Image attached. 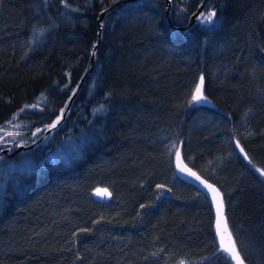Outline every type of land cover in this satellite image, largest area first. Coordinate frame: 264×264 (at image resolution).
I'll return each mask as SVG.
<instances>
[{
    "label": "trees",
    "instance_id": "1",
    "mask_svg": "<svg viewBox=\"0 0 264 264\" xmlns=\"http://www.w3.org/2000/svg\"><path fill=\"white\" fill-rule=\"evenodd\" d=\"M204 1L0 0V127L60 118L0 156V264H234L179 149L264 264V0Z\"/></svg>",
    "mask_w": 264,
    "mask_h": 264
},
{
    "label": "water",
    "instance_id": "2",
    "mask_svg": "<svg viewBox=\"0 0 264 264\" xmlns=\"http://www.w3.org/2000/svg\"><path fill=\"white\" fill-rule=\"evenodd\" d=\"M207 1L208 0H205L203 2V4L197 9V11L192 15L191 22H190L189 26L193 25L196 22L198 16L203 12ZM167 3H168V14H170L171 7H172V0H167ZM103 16H104V13L102 14L101 18L99 19V24H100V27H101L100 28V37H99L98 44L95 46V48L93 50V53H95V54L92 53V57H91L92 67H91L90 71H93V69L95 67V64H96V52H97L99 43L101 42V30H102V19H103ZM186 28H188V26L181 27V29H186ZM203 94H204V82H203ZM204 96H205V94H204ZM199 104H201V105H209L210 101L207 99L206 101H200ZM69 106H70V104H69ZM69 106H68V108H69ZM33 146H34V144H29V145L22 144V145L17 146L13 150H11L10 148H5V149L0 151V156H2L4 154H7L9 157H14L15 155L19 154L21 151L26 150L28 148H32ZM182 169L190 170L192 173H195L196 176H199L200 179L199 180L196 179V176H192V175L189 174V171L182 170ZM175 170H176L177 175L182 180H184V181L190 183L191 185L197 187L208 198L209 202L211 203V205L213 207L214 213H215L216 236H217L218 243H219L220 247L222 248V245H221V242H220L221 241V236L218 234L217 228H216L217 208H216V201L213 198L214 194L208 187L205 186V183H202V181L206 182L208 185H212L214 188L219 190V192H220V194L222 195V198H223V215H224V217H225V219L227 221L228 229L231 232L232 239L236 243L235 237H234V235H233V233L231 231V228H230V225H229V222H228V218H227V214H226V202H225V197H224L223 191L215 183H213L212 181H210L207 178H205L196 169H194L192 166H190L185 161L181 149H179L177 151L176 156H175ZM224 239H225V242H227V233L224 234ZM236 246H237L238 251L240 252L237 243H236ZM240 255L244 259V257L242 256L241 252H240ZM244 261H245V259H244ZM233 263L235 264V261H233ZM245 264H247L246 261H245Z\"/></svg>",
    "mask_w": 264,
    "mask_h": 264
},
{
    "label": "rangeland",
    "instance_id": "3",
    "mask_svg": "<svg viewBox=\"0 0 264 264\" xmlns=\"http://www.w3.org/2000/svg\"><path fill=\"white\" fill-rule=\"evenodd\" d=\"M214 11L212 9H208L204 13L207 15L209 12ZM214 20V18H213ZM201 22V20L199 19ZM202 23V22H201ZM203 23H211V22H203ZM48 98L45 94L39 95L34 103L27 107L26 109H34V107L38 108L48 103ZM23 112V111H22ZM39 129V131H38ZM51 128L43 125H37V121L31 119H24L22 114L18 113L15 117H13L9 122L5 123L0 127V151L5 148L15 149L17 146L26 144L30 142L32 139H36L39 135H43L44 133L49 134ZM44 132V133H43ZM165 191V189H162ZM109 191L107 190H97L95 195L102 200H106L110 198ZM177 264H188L185 261H181Z\"/></svg>",
    "mask_w": 264,
    "mask_h": 264
},
{
    "label": "snow or ice",
    "instance_id": "4",
    "mask_svg": "<svg viewBox=\"0 0 264 264\" xmlns=\"http://www.w3.org/2000/svg\"><path fill=\"white\" fill-rule=\"evenodd\" d=\"M44 3H47V0H44ZM216 16L215 11L209 12L207 15L204 13H201L198 19L201 20V22H212L213 18ZM95 54V53H93ZM203 82H204V77H200V83L199 85L195 88L194 94L192 96V100L194 102H200V101H206L207 97L204 96L203 94ZM103 106H101L102 110ZM60 122V118L58 117L55 122H53L49 127L54 128L56 125ZM39 131V129H38ZM241 152H243V149H240ZM245 157H247V154L245 153ZM182 170H187V169H182ZM189 174L192 176H196L195 173H192L190 170ZM260 172L261 176H264V169L258 170ZM196 179H200L199 176H196ZM202 183H205V186L208 187L212 192H213V198L216 201V208H217V220H216V228L218 234L221 236V245L222 248L220 249L224 253L227 254V256L230 258V260L235 261V264H245L244 259L241 257L240 252L237 249L235 241L232 239L231 232L228 229L227 221L223 215V198L222 195L220 194L219 190L214 188L212 185H208L206 182L202 181ZM110 195V194H109ZM227 233V242H225L224 239V234Z\"/></svg>",
    "mask_w": 264,
    "mask_h": 264
}]
</instances>
